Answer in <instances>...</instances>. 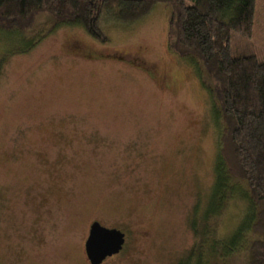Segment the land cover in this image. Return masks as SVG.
I'll return each instance as SVG.
<instances>
[{
  "label": "rangeland",
  "instance_id": "rangeland-1",
  "mask_svg": "<svg viewBox=\"0 0 264 264\" xmlns=\"http://www.w3.org/2000/svg\"><path fill=\"white\" fill-rule=\"evenodd\" d=\"M169 17L166 0L131 23L105 15L101 43L41 16L47 35L22 54L0 35V264H88L95 221L126 234L103 264H247L244 251L208 259L190 228L220 208V123L210 80L169 49ZM256 20L264 56V0ZM245 207L230 198L215 237L231 239Z\"/></svg>",
  "mask_w": 264,
  "mask_h": 264
},
{
  "label": "trees",
  "instance_id": "trees-1",
  "mask_svg": "<svg viewBox=\"0 0 264 264\" xmlns=\"http://www.w3.org/2000/svg\"><path fill=\"white\" fill-rule=\"evenodd\" d=\"M159 1L0 0V35L25 43L18 54L26 53L47 35L45 26L38 27L39 18L45 16L55 26H79L106 43L100 29L103 16L135 22ZM166 1L169 49L201 69L215 98L212 114L220 133L211 201L217 199L224 209L230 198L239 196L246 205V215L229 240L215 237L216 228L207 225L221 214L218 207L207 209L200 224H189L190 228L203 239L199 249L210 241L208 259L244 251L247 264H264V56L253 40L259 0ZM238 183L244 186L242 194ZM250 232L256 237L252 241L247 237Z\"/></svg>",
  "mask_w": 264,
  "mask_h": 264
},
{
  "label": "water",
  "instance_id": "water-1",
  "mask_svg": "<svg viewBox=\"0 0 264 264\" xmlns=\"http://www.w3.org/2000/svg\"><path fill=\"white\" fill-rule=\"evenodd\" d=\"M125 243V234L116 228H107L92 222L84 243L90 264H101L106 258L118 254Z\"/></svg>",
  "mask_w": 264,
  "mask_h": 264
},
{
  "label": "flooded vegetation",
  "instance_id": "flooded-vegetation-1",
  "mask_svg": "<svg viewBox=\"0 0 264 264\" xmlns=\"http://www.w3.org/2000/svg\"><path fill=\"white\" fill-rule=\"evenodd\" d=\"M148 74L151 76V77H153V73H152V71L149 69V71H148ZM91 225V224H90ZM90 227V226H89ZM88 232H89V229H88ZM124 233V232H123ZM125 234V233H124ZM87 236H88V233H87ZM87 238V237H86ZM86 241V240H85ZM125 241H126V234H125ZM85 243V242H84ZM125 244V243H124ZM124 246V245H123ZM123 249V248H122ZM84 252H85V247H84ZM121 252V251H120ZM119 252V253H120ZM118 253V254H119ZM117 255V254H116ZM115 255H113V256H111V257H108V258H106L101 264H103L106 260H108V259H111V258H113ZM85 257H86V254H85ZM88 260V259H87ZM88 264H90V262L88 261Z\"/></svg>",
  "mask_w": 264,
  "mask_h": 264
}]
</instances>
